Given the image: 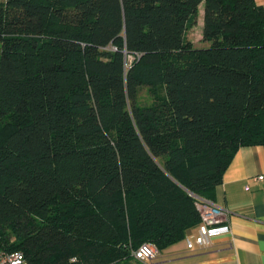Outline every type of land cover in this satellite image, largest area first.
Listing matches in <instances>:
<instances>
[{
    "label": "trees",
    "instance_id": "trees-1",
    "mask_svg": "<svg viewBox=\"0 0 264 264\" xmlns=\"http://www.w3.org/2000/svg\"><path fill=\"white\" fill-rule=\"evenodd\" d=\"M199 4L200 47L184 37ZM254 144L264 5L0 0V250L137 264L141 242L160 251L195 228V198Z\"/></svg>",
    "mask_w": 264,
    "mask_h": 264
},
{
    "label": "crops",
    "instance_id": "crops-1",
    "mask_svg": "<svg viewBox=\"0 0 264 264\" xmlns=\"http://www.w3.org/2000/svg\"><path fill=\"white\" fill-rule=\"evenodd\" d=\"M257 175L262 177L256 179ZM211 197L227 211L223 224L229 226L228 233L191 249L181 239L137 264H264V144L238 147ZM194 234L195 228L186 237L192 239Z\"/></svg>",
    "mask_w": 264,
    "mask_h": 264
},
{
    "label": "built area",
    "instance_id": "built-area-1",
    "mask_svg": "<svg viewBox=\"0 0 264 264\" xmlns=\"http://www.w3.org/2000/svg\"><path fill=\"white\" fill-rule=\"evenodd\" d=\"M261 177V175L255 176L256 179ZM194 207L198 213L199 222L195 226L193 238L189 239L186 236L183 238L186 249H191L193 246H206L210 237L229 232V226L223 224L226 219V209L217 206L210 199L202 197L195 198ZM156 253V247L147 241L141 242L132 251L133 257L142 262L152 259ZM0 264H28V262L19 251L0 250Z\"/></svg>",
    "mask_w": 264,
    "mask_h": 264
},
{
    "label": "rangeland",
    "instance_id": "rangeland-1",
    "mask_svg": "<svg viewBox=\"0 0 264 264\" xmlns=\"http://www.w3.org/2000/svg\"><path fill=\"white\" fill-rule=\"evenodd\" d=\"M257 4L264 5V0H255ZM202 5L199 4L198 12L195 18L194 24L185 32L184 37L189 40L194 46H206L208 42L201 40V15H202ZM130 60V57H127ZM139 99H145V87H142L139 91ZM193 238V237H192Z\"/></svg>",
    "mask_w": 264,
    "mask_h": 264
}]
</instances>
